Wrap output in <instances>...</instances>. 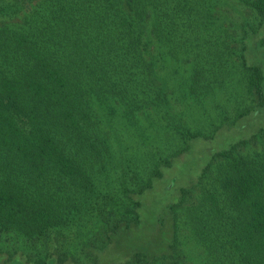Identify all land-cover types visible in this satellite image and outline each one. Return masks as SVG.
Here are the masks:
<instances>
[{
  "label": "trees",
  "instance_id": "trees-1",
  "mask_svg": "<svg viewBox=\"0 0 264 264\" xmlns=\"http://www.w3.org/2000/svg\"><path fill=\"white\" fill-rule=\"evenodd\" d=\"M236 1L258 17L237 42L235 19L214 21L217 0H0V231L45 239L72 220L79 194L92 192L108 160L104 103L132 121L166 113L168 65L197 66L185 87L195 96L221 89L223 77H212L238 65L248 72L253 104L209 137L198 177L210 159H221L220 192L200 187L188 223L214 264H264V150H243L264 137V0ZM154 174L137 195L152 188ZM132 204L114 230L139 222L141 203Z\"/></svg>",
  "mask_w": 264,
  "mask_h": 264
},
{
  "label": "rangeland",
  "instance_id": "rangeland-1",
  "mask_svg": "<svg viewBox=\"0 0 264 264\" xmlns=\"http://www.w3.org/2000/svg\"><path fill=\"white\" fill-rule=\"evenodd\" d=\"M216 4V23L236 20L235 30L229 28L234 42L247 20H258L236 0H217ZM232 4L235 16L226 12ZM234 45L237 50L239 45ZM160 63L163 65L162 60ZM196 67L182 59L164 71L170 72L163 80L171 93L166 113L141 112L132 121L113 103L100 107L108 160L93 177L92 192L78 193L80 206L72 220L55 234L47 233L45 239L0 231V264L16 259L19 264H51L50 260L55 264H214L190 228L188 210L198 204L200 187L220 192L217 167L221 159H210L203 178L199 181L198 177L208 161L209 137L222 135L213 134L215 128L228 124L245 105L253 103L245 88L248 72L238 65L212 77L218 82L223 77L222 88L213 94L189 93L186 83ZM188 130L198 131L202 137L187 142L183 134ZM254 149L264 150V137L243 150ZM155 170L160 176L153 178L152 188L137 195L134 190L154 176ZM136 198L141 203L139 222L114 230V223L125 220Z\"/></svg>",
  "mask_w": 264,
  "mask_h": 264
}]
</instances>
